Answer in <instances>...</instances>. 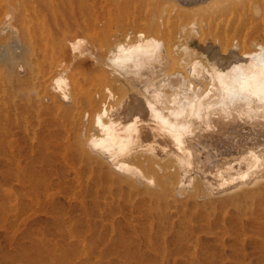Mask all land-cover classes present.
<instances>
[{
	"label": "bare ground",
	"instance_id": "obj_1",
	"mask_svg": "<svg viewBox=\"0 0 264 264\" xmlns=\"http://www.w3.org/2000/svg\"><path fill=\"white\" fill-rule=\"evenodd\" d=\"M45 160L157 240L264 208V0H0V164Z\"/></svg>",
	"mask_w": 264,
	"mask_h": 264
},
{
	"label": "rangeland",
	"instance_id": "obj_2",
	"mask_svg": "<svg viewBox=\"0 0 264 264\" xmlns=\"http://www.w3.org/2000/svg\"><path fill=\"white\" fill-rule=\"evenodd\" d=\"M43 163L27 167L18 190L0 164V264H264V208L231 218L215 238L193 223L199 241L157 240L163 229L139 220L94 224L67 194V175Z\"/></svg>",
	"mask_w": 264,
	"mask_h": 264
}]
</instances>
